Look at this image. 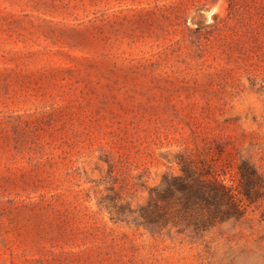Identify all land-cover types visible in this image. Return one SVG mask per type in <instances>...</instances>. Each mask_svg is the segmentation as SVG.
<instances>
[{"label": "rangeland", "instance_id": "1", "mask_svg": "<svg viewBox=\"0 0 264 264\" xmlns=\"http://www.w3.org/2000/svg\"><path fill=\"white\" fill-rule=\"evenodd\" d=\"M0 264H264V0H0Z\"/></svg>", "mask_w": 264, "mask_h": 264}, {"label": "trees", "instance_id": "2", "mask_svg": "<svg viewBox=\"0 0 264 264\" xmlns=\"http://www.w3.org/2000/svg\"><path fill=\"white\" fill-rule=\"evenodd\" d=\"M238 212H239V211H238V209L236 208V209H235V213L238 214V215H240L241 212H239V213H238Z\"/></svg>", "mask_w": 264, "mask_h": 264}]
</instances>
